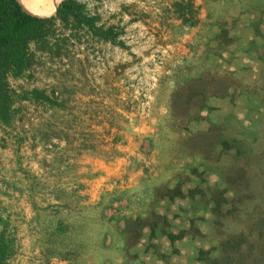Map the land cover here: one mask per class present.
Masks as SVG:
<instances>
[{
  "label": "rangeland",
  "instance_id": "374dc122",
  "mask_svg": "<svg viewBox=\"0 0 264 264\" xmlns=\"http://www.w3.org/2000/svg\"><path fill=\"white\" fill-rule=\"evenodd\" d=\"M78 1L122 44L77 30L62 56L8 76L1 260L203 264L228 239V264H264V0H194L193 23L173 0ZM200 72L227 76L232 95L208 82L203 106L183 102L175 88ZM214 128L231 146L201 155Z\"/></svg>",
  "mask_w": 264,
  "mask_h": 264
},
{
  "label": "trees",
  "instance_id": "16d2710c",
  "mask_svg": "<svg viewBox=\"0 0 264 264\" xmlns=\"http://www.w3.org/2000/svg\"><path fill=\"white\" fill-rule=\"evenodd\" d=\"M171 5L177 10V17L183 23H193L197 20L198 5L194 0H173ZM29 12V11H28ZM17 0H0V117L6 119V113L10 106V89L8 87V76H17L24 70H27L37 54L44 53L47 57H60L64 54L68 46V41L76 36L77 30H84L89 35L97 37L101 40H107L113 43L122 44V41L117 37V30L113 29L112 25L103 26L96 23V15L88 14L83 9V4L78 0H59L55 5L54 12L49 15H34L28 13ZM32 13V14H31ZM229 80V79H228ZM211 83V94L227 95L229 86L232 82L227 81V76L215 77L213 74L205 75L199 73L196 77L187 80L182 86L175 88L183 91L185 96L183 102L191 103L196 108L203 106L207 98V83ZM236 85V83L234 84ZM237 86L243 92L251 93L246 89L245 84ZM264 87V86H263ZM233 91V90H232ZM231 91V92H232ZM177 94L179 93L176 90ZM186 92V93H185ZM29 93L33 96H41L49 99L52 91L44 88L32 87ZM24 92L22 96H25ZM232 95V93L230 94ZM264 95H262L263 97ZM176 100L172 103L176 106ZM213 136L204 140L206 148L204 156H210L212 147L208 145L217 142L220 148L230 147L228 137L220 139L219 132L213 129ZM248 135L250 132L245 131ZM219 138V139H218ZM253 139V137H252ZM201 139H198L200 142ZM252 141V140H250ZM247 143L245 137L241 140L233 141L232 158H238V162L234 165L233 171L237 175L244 172L247 150L242 149L241 145ZM232 173V171L230 172ZM227 180L229 175H223ZM215 204L213 208L219 205V199L225 189L213 188ZM224 197V195H222ZM163 218H165L163 216ZM168 238H173L171 233H168ZM219 254L217 256L206 258L203 264H228V239L220 240ZM199 256L203 250L199 249ZM0 264L4 263L0 258Z\"/></svg>",
  "mask_w": 264,
  "mask_h": 264
},
{
  "label": "bare ground",
  "instance_id": "6f19581e",
  "mask_svg": "<svg viewBox=\"0 0 264 264\" xmlns=\"http://www.w3.org/2000/svg\"><path fill=\"white\" fill-rule=\"evenodd\" d=\"M20 5L34 15H49L54 11L58 0H17ZM28 12V13H29ZM31 13V14H32Z\"/></svg>",
  "mask_w": 264,
  "mask_h": 264
},
{
  "label": "water",
  "instance_id": "95a60500",
  "mask_svg": "<svg viewBox=\"0 0 264 264\" xmlns=\"http://www.w3.org/2000/svg\"><path fill=\"white\" fill-rule=\"evenodd\" d=\"M54 9H55V8H54ZM53 12H54V11H53ZM53 12H52V13H53Z\"/></svg>",
  "mask_w": 264,
  "mask_h": 264
}]
</instances>
